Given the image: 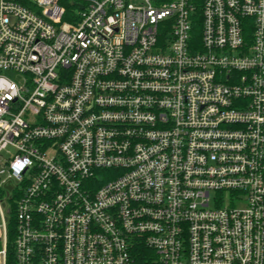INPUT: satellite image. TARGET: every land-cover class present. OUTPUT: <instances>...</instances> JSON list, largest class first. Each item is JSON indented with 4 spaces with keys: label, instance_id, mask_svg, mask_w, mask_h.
Here are the masks:
<instances>
[{
    "label": "built area",
    "instance_id": "built-area-1",
    "mask_svg": "<svg viewBox=\"0 0 264 264\" xmlns=\"http://www.w3.org/2000/svg\"><path fill=\"white\" fill-rule=\"evenodd\" d=\"M10 247L264 264V0H0V264Z\"/></svg>",
    "mask_w": 264,
    "mask_h": 264
},
{
    "label": "trees",
    "instance_id": "trees-1",
    "mask_svg": "<svg viewBox=\"0 0 264 264\" xmlns=\"http://www.w3.org/2000/svg\"><path fill=\"white\" fill-rule=\"evenodd\" d=\"M72 7H74V4H70L68 6V8H72ZM65 20L69 21V19H67V18H65ZM12 223L10 224V226H12ZM147 256H149V257L151 256L152 257V255L146 250L139 251L137 264H153L151 262V260L148 261V257ZM13 263H14V256H13V252H12V247H10L9 254H8V264H13Z\"/></svg>",
    "mask_w": 264,
    "mask_h": 264
}]
</instances>
